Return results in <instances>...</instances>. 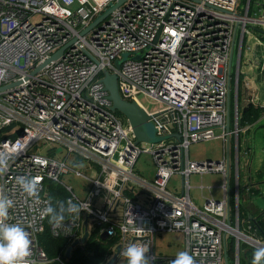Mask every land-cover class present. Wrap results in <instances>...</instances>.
<instances>
[{"label": "built area", "instance_id": "built-area-1", "mask_svg": "<svg viewBox=\"0 0 264 264\" xmlns=\"http://www.w3.org/2000/svg\"><path fill=\"white\" fill-rule=\"evenodd\" d=\"M115 1L0 0V132L14 127L0 136V154L10 156L8 169L0 173V191L14 201L7 223L28 233V264L50 261L39 244L46 227L53 237L66 240L67 258L66 248L84 233L86 216L88 237L95 231L99 238L105 231L106 238L115 240L101 264L117 244L116 258L136 244L149 249V264L171 263L155 256L154 238L163 231L184 235L183 251L195 264H224L226 238L232 237V264H239L240 242L257 249L264 241L250 232L247 219L240 228L236 184L232 191L226 188L229 138L240 130L239 108L227 89V64L234 45L237 59L241 51L261 46L264 63V43L257 36L264 34V13L249 12L248 4L238 8L237 0H124L81 34ZM69 42L58 58L32 73ZM124 52L128 57L121 60ZM104 71L115 74L122 99L149 115L158 140L135 141L126 119L110 109L100 80ZM140 95L162 106L147 111ZM212 138L225 144L220 159L188 158L191 143ZM36 143L59 148L52 146L46 154L30 151ZM61 150L66 155L56 158ZM140 153L152 158L151 178L133 170ZM71 154L93 172L87 177L74 170L88 181L84 198L60 182L72 170L66 165ZM208 172L221 174V196L209 194L197 205L187 178ZM172 175L179 177V192L166 187ZM21 176L40 180L36 198L21 192L16 182ZM48 182L63 187L65 207L68 202L82 206L79 216L66 214L58 222L43 214Z\"/></svg>", "mask_w": 264, "mask_h": 264}, {"label": "crops", "instance_id": "crops-1", "mask_svg": "<svg viewBox=\"0 0 264 264\" xmlns=\"http://www.w3.org/2000/svg\"><path fill=\"white\" fill-rule=\"evenodd\" d=\"M244 3L248 4L249 12H258V10H261L264 13V0H251V3L250 0H244ZM248 40L252 42V38ZM260 41L264 43V38H260ZM262 50L263 48L261 46L253 45L250 50L241 51L239 59L236 57L233 77L229 70V87H231L232 84V97L230 100L232 103L236 101L240 114L248 106L258 108L257 116L251 123L244 122L241 124L238 121L240 125L257 124L255 120L260 116H264V71L260 70V66L264 67V63H261L260 59L263 53ZM240 60L242 63L241 67ZM245 129L246 128L241 131L247 132ZM238 132L236 135H232L229 138L230 143H228V160L231 158V152H233L232 161H234L233 177L231 181L230 171L228 186L229 190L232 191L236 184V191L238 193V216L240 219L239 226L243 228L247 224L245 223L246 219L249 221L250 218L254 219L257 216L264 219V127H261L258 131L253 130V135L243 137L240 142L238 139ZM230 168L231 163L229 162V169ZM239 210L241 211L240 213H242L240 214L241 216L239 215ZM250 232L256 236L253 227L250 229ZM258 236L256 237L264 241V237ZM228 238L229 237L226 238L225 252ZM232 241L233 250L231 252L229 264H232V260H234L236 256L234 247L235 241L234 239ZM249 247L250 246L245 242H240L237 251L239 264H247L246 258L249 255L247 248ZM251 248L253 251L256 250L254 247ZM225 259H227V257ZM226 264H228L227 260Z\"/></svg>", "mask_w": 264, "mask_h": 264}, {"label": "rangeland", "instance_id": "rangeland-1", "mask_svg": "<svg viewBox=\"0 0 264 264\" xmlns=\"http://www.w3.org/2000/svg\"><path fill=\"white\" fill-rule=\"evenodd\" d=\"M255 1V0H254ZM236 5L238 8L244 7L245 3L242 0H237ZM253 34H256L255 31H253ZM261 39L264 38V34L257 35ZM236 52H237V46L234 45L232 54H231V61H230V74L233 77L234 71H235V65H236ZM121 60H124L128 57V53H120L118 56ZM242 63L240 60V67ZM230 89V99L232 97V84ZM139 103L147 110V111H153L159 109L162 104L155 99L146 97V96H138ZM123 117V116H121ZM257 124H245L240 125L238 124V128H240V131L238 132V139L239 142L242 140L245 136H251L253 135V130L258 131L261 127H264V116L258 117L256 120ZM232 127L230 124L229 128ZM14 128V127H13ZM13 128L11 129H4L0 132L1 135H8L13 132ZM145 128L147 130V133L153 137L155 140V129L153 126V122L148 119L145 121ZM246 128L247 132L241 131L242 129ZM14 136V134H12ZM230 143V141H229ZM46 147H43L41 143L34 144L30 151L32 152H38L41 154H46L47 150L54 146L55 148H59L57 144L55 143H45ZM240 147V146H239ZM225 151V144L220 138H212L209 140L199 141L195 143H191L188 146L187 149V155L189 159L193 160H204V159H211V160H218L222 157V154H224ZM66 155L64 150L58 151V153L55 155L56 158H62ZM233 159V152H231V158L229 159V162L231 163V168L229 171H231V178L232 181L233 172H234V161ZM66 165L71 168L70 171H65L61 177L60 182L63 185L71 186L73 188V191L77 194L78 197L84 198L85 192L84 188L85 185L88 184V181L85 179L84 176L76 175L74 170L80 171L83 175L89 177L93 174L91 169L85 168L84 162H79V159L75 157L74 154H71L66 159ZM133 170L137 172L140 176H143L145 178H151L152 173L154 171V164L152 161V158L147 153H140L135 164ZM241 173V171H240ZM222 182V176L219 173L214 172H208L203 173L201 175L199 174H190L188 177V183H189V196L190 198L197 204L200 205L203 201V196H208L211 194L215 199L220 198L221 196V190H220V184ZM179 177L178 175H172L168 182H167V189L169 190H176L179 192ZM202 185L204 188L200 191L198 186ZM206 186H209V189L206 188ZM1 192V191H0ZM184 247V235L181 232L178 231H163L158 232L155 235L154 238V252L155 256L157 257H165L168 259H174L176 254L180 251H183ZM227 263L230 262L229 257H227ZM113 264H126V260L122 257H118L115 259Z\"/></svg>", "mask_w": 264, "mask_h": 264}, {"label": "clouds", "instance_id": "clouds-1", "mask_svg": "<svg viewBox=\"0 0 264 264\" xmlns=\"http://www.w3.org/2000/svg\"><path fill=\"white\" fill-rule=\"evenodd\" d=\"M14 151V150H13ZM9 158L0 154V173H4L9 167ZM17 184L22 193L27 197L36 198L40 180L35 177L21 176L17 178ZM14 206V201L0 192V264H28L26 258L30 255L31 240L26 230L19 224L7 223L9 210ZM82 206L72 202L65 207L61 202L57 208L51 203L43 209L45 216H50L55 221H63L65 214L79 216ZM149 249L129 244L120 255L125 258L126 264H149L146 253ZM171 264H195L194 257L188 251H180L176 254ZM251 264H264V246L258 247L252 255Z\"/></svg>", "mask_w": 264, "mask_h": 264}, {"label": "trees", "instance_id": "trees-1", "mask_svg": "<svg viewBox=\"0 0 264 264\" xmlns=\"http://www.w3.org/2000/svg\"><path fill=\"white\" fill-rule=\"evenodd\" d=\"M242 1L244 2V0ZM114 112L116 115L122 116L119 112ZM257 113L258 108L248 106L241 112L239 122L241 124L244 122L251 123V121L256 118ZM47 190L54 208H57L61 202L65 205V198L67 194L63 187L55 182H48ZM240 212L241 211L239 210V215L242 214ZM249 221L251 226L254 228L256 236L260 235L261 237H264V219L257 216L254 219L250 218ZM231 239L232 237H229L227 240V249L225 252L226 257H229V259L231 258V252L233 250V241ZM114 242L115 240L112 238L101 240L95 236V231H92L88 239L85 241V244L78 245L73 248L70 255L65 258L63 250L66 246V240L63 237H53L47 227L39 237V244L45 251L47 258L50 260L47 264H101L109 254L110 247ZM58 256L59 260H57Z\"/></svg>", "mask_w": 264, "mask_h": 264}, {"label": "water", "instance_id": "water-1", "mask_svg": "<svg viewBox=\"0 0 264 264\" xmlns=\"http://www.w3.org/2000/svg\"><path fill=\"white\" fill-rule=\"evenodd\" d=\"M123 1L124 0H116L106 10H104L100 15H98L96 18H94V20H92L85 27V29H83L81 31V34H84L88 29L92 28L101 19H103L112 9L117 7ZM158 32H159V28L157 29V31L155 33L153 41H155L157 39ZM72 41H74V39ZM70 43L71 42H69L68 44L64 45L59 50H57L56 52L51 54V56L49 58H47L39 66H37L35 68V70H33L32 73L37 72L40 68H42L49 61L58 58L62 54L64 49L67 47V45H69ZM118 62H119L118 60L114 61V66L115 67L118 66ZM229 70H230V63L228 61V64H227V89L229 87ZM100 80L103 83V87H104V89L107 92V98L110 101V109L112 111L119 112L126 119V121L128 122V124L131 127L132 133H133V135L135 137V141L136 142H138V141L152 142V141L158 140L159 139L158 136H156V139L153 140L154 138L151 137L147 133V130L145 128V121L149 119V115H147L144 112V110L142 108H140L136 103H134L132 101H126V100L122 99L119 96L118 91H117V86H116V76H115V74L114 73H107L106 71H104ZM227 96H228V93H227ZM227 183H228V181H226V188H227V191H228L229 190V186H228ZM239 203H240V201H239ZM86 221H87V216L85 217V220L83 222L84 227H85L83 235L80 238L74 240L72 242V244L66 248V251H65V256L66 257H68L70 255V252H71V250L74 247H76L78 245L85 244V241H86V239L88 237V233L86 231ZM99 238L101 240L105 239L106 238V232L105 231L101 232L100 235H99ZM118 250H119V245L117 244L115 246V251L112 253L110 258L104 264H113L115 259H116ZM247 251L249 252V255L246 258V262H247V264H251L252 255H253L254 251L252 250L251 247L247 248ZM223 257H224V264H226V259H225L226 255H225V253H223ZM155 264H159V261L155 262Z\"/></svg>", "mask_w": 264, "mask_h": 264}]
</instances>
